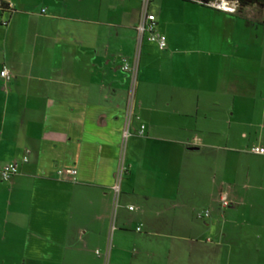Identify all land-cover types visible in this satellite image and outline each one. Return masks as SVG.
Segmentation results:
<instances>
[{"label": "crops", "instance_id": "0c3cea01", "mask_svg": "<svg viewBox=\"0 0 264 264\" xmlns=\"http://www.w3.org/2000/svg\"><path fill=\"white\" fill-rule=\"evenodd\" d=\"M2 1L14 10L0 11V71L11 73L0 76V167L16 162L19 172L0 178V264H187L234 247L240 235L218 226L215 209L222 196L236 202L241 156L264 159L250 140L264 147V5L228 13L149 0L167 38L160 50L138 44L142 0ZM123 58L136 59L137 82L116 194L131 85ZM262 199L252 195L241 214L257 264Z\"/></svg>", "mask_w": 264, "mask_h": 264}, {"label": "rangeland", "instance_id": "374dc122", "mask_svg": "<svg viewBox=\"0 0 264 264\" xmlns=\"http://www.w3.org/2000/svg\"><path fill=\"white\" fill-rule=\"evenodd\" d=\"M125 3H129V0H118V4H125ZM259 11L260 10L258 8H255L254 12H252L253 14L251 15L252 18L257 17L259 19ZM4 16L6 18H9V14H4ZM136 47L138 50L137 43H136ZM135 53H136V50L134 52L133 58L135 56ZM129 60H132V58H130ZM136 78L134 80L135 82L134 90H135L136 82H137ZM132 129H133V125H132L131 130ZM250 140L254 143V145H258L259 148L264 150V147H261V145L256 142L257 138L255 136L252 135L250 137ZM240 163H241V166L239 164V168L241 171L240 182L237 184V186H235V188H233V190L229 189V187L227 186L223 188L224 193H227L228 191L232 190L231 195H234V197L236 198V202L232 201L230 197H228V199L226 197L227 205L223 206L222 201L219 200L217 203L218 207L215 209V212L217 213L216 221H215V216H214V221L217 222L218 226L220 225L221 227L224 226L225 228H233L234 230L237 229L236 234L240 236L233 237V240L235 241L233 243L234 247L229 248L228 250L226 248L222 249L223 251L222 256H219L217 254H216L217 256H215L214 253L210 254V252L206 251L202 253L201 258L199 259L198 258L196 259L192 258L191 260L189 259L187 261V264H257L258 254L255 250L251 249V248L256 247L255 246L256 244L255 243L253 244L252 242L253 240L252 238L253 235L251 232L252 221L242 218L241 214L247 213L248 210L250 209L248 205L250 204L249 198L252 195H256L257 198L258 196L263 198L260 203L262 208L257 209V210H260V211L264 210V159H257V158L252 157V155H244V156H241ZM248 167L250 170H248ZM247 172H250L251 178H254L255 180H257L256 184L258 186H256L255 189L251 190L250 188H248V186L244 185L245 184L244 182L246 181L245 179L248 178V176H245V173ZM123 178H125V176ZM231 201L234 203L233 206L230 205ZM256 213L259 214L258 212ZM231 214H234V218L230 217ZM208 216L200 217V219L203 220L204 218V221L208 222V220L210 221V217L212 215L210 217ZM253 224H254V221H253ZM257 246H260V241H259V245L257 244ZM259 252L262 253L263 251L261 250ZM261 260H264V259H261ZM185 261L186 260L183 259L181 260V262L179 261L175 264H183ZM163 262L164 261L162 260L160 264H162ZM169 264H174V263L169 262Z\"/></svg>", "mask_w": 264, "mask_h": 264}, {"label": "built area", "instance_id": "2783aa9c", "mask_svg": "<svg viewBox=\"0 0 264 264\" xmlns=\"http://www.w3.org/2000/svg\"><path fill=\"white\" fill-rule=\"evenodd\" d=\"M199 4H204L210 8H214L217 10H221L228 13H236L241 5V3L238 0H207L197 1ZM149 3V0H142V13L140 16V21L137 25V33H138V44L140 46L143 38H146L149 42L155 43L156 46L163 50L167 47V38L164 34L159 33L155 29V17L153 14H149L147 12V5ZM8 7L12 8L13 4L8 3ZM121 69L128 73L130 79H131V85L129 90V97L127 105L125 106V109L123 111V127L121 130V138H120V156H119V162L117 165V168L115 170V182L112 186V190L114 193L118 194L119 192V186L120 182L123 178L124 173L127 170V167L124 162V153H125V147L127 144L128 138L131 136V128H132V120L134 117L133 114V95H134V85H135V78L137 76V61L136 59L131 64L128 63L126 60H123ZM0 76L4 78L5 80H9L11 78V73L8 68L3 67L0 71ZM144 125H140L137 134L142 135L144 133ZM253 152L257 154L264 155V150L255 147L253 148ZM27 156H24L22 161L27 162ZM19 172V165L16 162H11L4 164L0 167V178L3 181H9L14 175H16ZM58 173H69L71 175L76 174L75 169H68V170H62L59 169ZM222 205L226 206L227 201L226 197L222 196L221 198ZM129 209L132 210L133 206H129ZM205 216L208 215V212H205ZM137 230H140V228H137ZM98 253V252H97Z\"/></svg>", "mask_w": 264, "mask_h": 264}, {"label": "trees", "instance_id": "16d2710c", "mask_svg": "<svg viewBox=\"0 0 264 264\" xmlns=\"http://www.w3.org/2000/svg\"><path fill=\"white\" fill-rule=\"evenodd\" d=\"M186 1H190V2H195V3H198L197 1L198 0H186ZM203 2L204 1H207V0H202ZM240 3H241V5H246V4H255V3H259V4H261V5H264V0H238ZM201 5H204V4H202L201 3ZM14 9L13 8H9L8 7V3H6V2H3L2 0H0V11L1 12H11V11H13ZM161 50V49H160ZM164 50V49H163ZM123 60H126L128 63H132L131 61H129V60H127L126 58H123L122 60H121V64H120V68H121V65H122V62H123ZM125 72V71H124ZM125 73H127V72H125ZM128 74V73H127ZM134 114V113H133ZM205 212H208V211H205ZM205 212L203 213V214H199V218L200 217H204L205 215ZM208 215H209V212H208ZM207 215V216H208Z\"/></svg>", "mask_w": 264, "mask_h": 264}, {"label": "water", "instance_id": "95a60500", "mask_svg": "<svg viewBox=\"0 0 264 264\" xmlns=\"http://www.w3.org/2000/svg\"><path fill=\"white\" fill-rule=\"evenodd\" d=\"M191 149H197V147H191Z\"/></svg>", "mask_w": 264, "mask_h": 264}]
</instances>
